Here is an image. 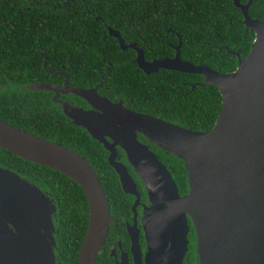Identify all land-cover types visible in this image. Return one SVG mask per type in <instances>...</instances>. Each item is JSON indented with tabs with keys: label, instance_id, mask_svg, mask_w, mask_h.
Instances as JSON below:
<instances>
[{
	"label": "water",
	"instance_id": "water-1",
	"mask_svg": "<svg viewBox=\"0 0 264 264\" xmlns=\"http://www.w3.org/2000/svg\"><path fill=\"white\" fill-rule=\"evenodd\" d=\"M233 1L255 38L249 53L228 73L182 60L181 38L173 57L148 61L135 42L126 43L116 29L107 27L121 49L136 51L135 62L146 74L177 70L201 74L204 79L200 85H216L222 101L210 130H192L135 111L122 100L111 101L99 94L96 87H72L67 81L62 87L40 85L55 92L54 100L60 91L57 89L64 87V92L91 106L85 110L61 102L63 113L109 151L108 161L123 191L135 196L132 208L136 217L140 203L137 184L124 163L115 160L116 146L124 151L146 194L140 218L146 242L145 264H183L189 219L196 234L197 264H264V20L249 15L252 0ZM150 144L184 160L187 193L180 195L170 170ZM0 146L25 160L58 170L81 186L89 219L77 264H95L113 217L92 165L78 152L1 118ZM55 212L50 196L18 172L0 165V264H57ZM129 234L134 259L142 262L136 220Z\"/></svg>",
	"mask_w": 264,
	"mask_h": 264
},
{
	"label": "trees",
	"instance_id": "trees-1",
	"mask_svg": "<svg viewBox=\"0 0 264 264\" xmlns=\"http://www.w3.org/2000/svg\"><path fill=\"white\" fill-rule=\"evenodd\" d=\"M248 13L264 20V0H252ZM107 27L116 29L126 43L135 42L148 61L173 57L181 38L182 60L221 73L236 69L249 53L255 32L246 28L233 0H0V118L81 154L107 194L115 219L112 230L115 224L121 227L119 213L130 217L132 196L119 187L103 146L81 127L64 125L61 106L51 99L54 91L40 85L63 86L61 71L72 87H96L111 101L122 100L135 111L199 131L213 127L222 98L216 85L199 84L201 74L168 69L146 74L135 62L136 51L121 49ZM70 97L80 98L73 93ZM150 146L170 170L180 195L187 193L184 160ZM0 163L18 168L52 198L57 264H77L89 215L81 186L1 146ZM189 225L192 232L190 219ZM189 247L184 264H197L192 240Z\"/></svg>",
	"mask_w": 264,
	"mask_h": 264
},
{
	"label": "flooded vegetation",
	"instance_id": "flooded-vegetation-1",
	"mask_svg": "<svg viewBox=\"0 0 264 264\" xmlns=\"http://www.w3.org/2000/svg\"><path fill=\"white\" fill-rule=\"evenodd\" d=\"M56 72L57 71H55L54 73L57 74ZM59 74H60V76H63L62 83L64 84L65 81H67V83H68L69 78H68L67 74H63V72H61V71H60ZM60 87H62V86H60ZM60 87L57 89V90H60V91H59V93H58V95L56 97V100L53 99V96L55 95V92H53V94H52L53 96L51 97V99L56 104H58V106H61V102H68V103H70L72 105H75V106H77L79 108H82V109H85V110L91 109V106L85 100H83L81 98L70 97L71 92H64L63 91L64 90V87L63 88H60ZM101 95H103V94H101ZM62 113H63V111H62ZM61 118H62L61 121H62V123L64 125H68V124L75 125L72 122V120L68 116H66L64 113H63V116ZM65 118H68V120L65 119ZM75 126H78V125H75ZM78 127H81V126H78ZM81 128L96 143L101 144L103 146V144L101 142H99L98 140H96L95 138H93L89 134V132L86 131V129H84L83 127H81ZM105 138L108 141H111V139L109 137L105 136ZM138 139L141 142H144L143 137L138 136ZM103 148L105 149L104 146H103ZM149 148L151 150H153L150 145H149ZM105 150L107 152V161H108L109 151L107 149H105ZM116 153L117 154H116L115 160L124 163V165L128 168L129 173L132 175L134 181L137 184V188H138L139 193H140V203L136 206V213L137 214H136V217H135L134 211H133V208H132L133 207V204L135 202V196L132 195V194H128V195H131L132 196V198H131V204H130V210H131L130 211L131 212L130 213V217L129 218H125V216H123V215H121V213H119V217L122 218L121 227L119 225L115 224L112 227V230H111L110 229V226H109V232H108V234H107V236H106V238H105V240L103 242V245H102L100 251L98 252V254L100 253V256H99L98 260H97V257H96L95 264H145L144 255H145V252H146V242H145L144 232H143L142 226L140 224V218L142 216L141 209L143 208V204H146V201H145L146 198H145L144 190L140 187L139 178L136 175V173L133 171V169L131 168V166L128 164V162H127V160L125 158V153H124V151L122 150V148L120 146H116ZM108 163H109V161H108ZM0 165L2 167H6V168H9V169H12L13 171L18 172L19 174L20 173L22 174V171L20 172V170L18 168H14L12 166H8V165L3 164V163H0ZM109 165H110V163H109ZM113 170H114V168H113ZM114 172L117 175V173H116L115 170H114ZM117 177H118V181H119V187L123 191V189L121 187V184H120L119 176L117 175ZM123 193H125V192L123 191ZM125 194H127V193H125ZM88 210H89V208H88ZM88 219H89V215H88ZM134 220H136L137 227L140 229L139 244H140V250L142 252V256H141L142 257V262L135 261L134 256H133V253H132V250H131V236L129 234V227L131 225H133ZM113 222H115L114 217H113V221L111 223H113ZM187 237H188V249H187V251L185 253L184 260H183V264L185 263V260H187L186 257H187V254L189 253V249H190L189 244H190V241L192 240L193 244L194 245L196 244V234L194 232L193 226H192V232H191V228H189ZM98 254H97V256H98ZM192 255H193L194 260H195L196 253L194 252V253H192Z\"/></svg>",
	"mask_w": 264,
	"mask_h": 264
}]
</instances>
